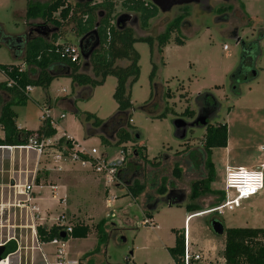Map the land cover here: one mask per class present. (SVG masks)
I'll list each match as a JSON object with an SVG mask.
<instances>
[{"label":"rangeland","instance_id":"rangeland-1","mask_svg":"<svg viewBox=\"0 0 264 264\" xmlns=\"http://www.w3.org/2000/svg\"><path fill=\"white\" fill-rule=\"evenodd\" d=\"M35 1L49 4L53 0ZM69 3L73 4L74 1L70 0ZM25 6L24 0L20 2L0 0V24L6 34L19 35L24 32L26 35L30 28L42 26V21L39 19L30 20L27 25H23L20 19L15 18L14 13L18 7L23 9ZM209 6L211 11L203 10L197 5L177 7L167 15L171 16L170 23L179 13H186V21L190 22L191 28L184 23L178 35L170 36L168 44L163 48L162 58L155 61L157 72L154 83L159 88L153 100L155 105L150 104L148 107L149 113L139 109L148 102L151 94L155 95V89L149 83L152 70L150 49L145 42H136L133 45L139 56V76L129 93L132 105L129 116L130 126L132 130L139 132L141 146L145 148L144 156L148 160L160 161L167 157L159 167L141 163L137 181L145 186V196L148 195L153 200L160 197L159 190L162 185L166 186L167 191L182 192L186 196L183 206L161 205L153 212L151 218H147L143 216L139 202L121 190L126 188V185L119 184L117 180H114L113 184H107L104 182V176L96 175L95 178H99L102 182L99 188L101 191L92 202H87L94 206L95 212L91 213L93 216L85 217L84 213L79 217L74 215V218L83 222L89 221L93 226L99 218L107 215L110 217L109 220L120 224L124 223V217L122 219L118 217L123 213L128 216L127 220L130 224L125 223L122 234L118 235L116 241L108 239L102 260L92 256L86 259L88 261L86 262L80 257V251L89 247L91 242L95 246L94 232L89 238L78 240L77 243L71 240L64 241L65 260H75L80 264H100L101 261L102 264H174L168 255V249L174 246L173 231L181 233L185 226L191 248L203 250L210 259L222 262L225 236L224 234L218 236L212 232L209 226L212 214L193 215L184 225V220L189 214L184 209L185 205L196 203L203 212L212 208L218 198L217 194L205 195L196 202L189 198L190 184L207 173L199 153L203 147L202 138L205 130L191 128L186 139L180 141L176 137L173 123L186 109L195 112L194 99L198 94L213 95L220 104V111L210 123L225 124L228 140L225 148L211 151L209 159L213 164L214 173L211 190L223 191L226 168L264 170L260 166L264 161V153L259 150V147L264 145V0L225 2L213 0ZM227 7H230L231 11L226 10ZM119 13H123V9L117 1L115 15ZM159 18L158 13L147 29V32H150L149 29L156 25L158 29L155 36L150 34L145 35L146 37L155 39L164 32L166 27L157 26ZM70 27H64V32L68 33ZM48 28L50 31L53 30ZM233 29L237 32V38L251 45L252 50L248 51L247 55L242 53L240 44L236 42ZM133 33L135 37L141 35V33ZM261 34L263 39L256 44ZM176 36L183 40L182 46L174 44L173 40ZM66 40L76 45L78 39L68 36ZM223 47L226 49L223 50ZM257 51L260 53L258 57ZM16 63L9 51L0 46V65ZM236 69H239L240 78L236 81L237 88L233 90L234 82L230 78ZM253 71L255 75L252 74ZM5 80V76L0 72V83ZM115 86L116 79L107 77L102 85L92 88L91 95L87 99L77 96L78 92L72 87L68 77L56 78L47 89L31 87L27 92L26 104L13 108L16 113V125L22 129L35 131L40 125L41 116H50L56 129V135L52 139L57 140L66 136L73 139L85 152L95 149L96 156H104L103 159L108 164L115 163L120 158L122 147L130 152L134 148L133 144L127 143L124 146L106 144L104 136L102 134L98 136L100 134H97L94 128L87 129L89 123L82 120V116L86 113L105 122L115 115L117 104L112 98ZM167 91L171 94V99L165 97ZM163 112H167L164 118H155V115ZM61 115L64 116L62 119H60ZM182 119L186 123L193 120L187 117ZM87 131L93 136H88ZM115 131L112 138H107L111 143L115 141ZM52 142L55 147H59L57 141ZM75 164L93 173L89 165L82 166L78 162ZM176 166L181 169L179 178H175L172 174ZM117 185L121 189L116 187ZM75 196L76 194H72L68 203L64 205L59 203V199L57 200L50 210L48 224L55 223V219L61 214L66 216L74 212L78 204V211L86 212L85 206L80 205L83 201ZM107 202H110L111 207H105L104 203ZM70 218L67 216L65 219L70 220ZM145 219L153 220L156 227L144 225ZM219 221L224 230L263 228L264 195L243 202L240 208L233 211L224 212L219 217ZM116 233H121V230H116ZM93 248L87 249L85 253H89ZM43 249L47 254H52L49 258L52 261L54 246L46 244Z\"/></svg>","mask_w":264,"mask_h":264},{"label":"trees","instance_id":"trees-1","mask_svg":"<svg viewBox=\"0 0 264 264\" xmlns=\"http://www.w3.org/2000/svg\"><path fill=\"white\" fill-rule=\"evenodd\" d=\"M117 1H119L123 13L115 15ZM26 2L24 21L27 23L30 20L39 19L42 21V26L52 28L53 33L49 35V39L31 36L23 40L24 35H6L0 24V40H3L0 45L5 47L21 63L20 65H0V72L6 79L5 82L0 83V92L10 98L0 109V130L3 132L0 146H25L27 141L33 136H36L40 140L51 139L56 135V130L51 125L49 117L41 119L40 125L35 131L17 129L15 123L16 115L12 108L26 104V88L40 87L47 89L53 80L60 75L68 73L72 87L80 89L77 96L87 99L91 95L92 88L102 85L105 79L111 76L116 79V86L112 96L117 104L115 115L105 122L92 114L86 113L82 116V120L89 123V128H98L109 124L113 125L114 130H116L115 141L111 143L105 139L106 144L114 146H124L127 143L133 144L132 147L134 148H132L133 150L131 149V153L125 147H122L121 153L123 154V159L120 165L116 167L115 181L117 180L120 182L119 184L126 185V188L122 189L118 186L119 184L116 187L125 190L126 194L139 202L143 216L151 218L153 212L159 206H170L175 203L177 199L169 196L171 191L174 190L167 191L166 186L162 185L159 190L160 197L153 200L150 196H145V186L137 181L141 163L146 166L159 167L161 162L165 161L167 157L160 161H150L144 156L145 148L139 145L140 134L132 130L133 128L128 122L132 110L129 93L131 86L138 80L139 76V56L133 45L136 42H145L149 45L150 62L152 64L149 83L154 87L155 95L151 94L148 102H145L139 110L149 113L148 107L150 104L155 105L153 100L159 88L154 83L157 72L155 61L162 58L163 48L168 44L170 36L173 34L178 35L187 19V14L179 11L181 13L155 39L151 37L138 38L134 36L131 29L120 28L113 23L120 15H135L138 19L139 29L146 31L149 28L150 22L158 16V11L145 0H101L100 2L93 1L92 3L84 4L77 2L70 4L68 0H53L49 4H40L35 0H26ZM225 9L231 11L229 10L230 7ZM99 17L100 21L95 36L90 33L94 29ZM66 26L70 27L68 33H65L63 30ZM233 31V35L237 38L236 30L233 29ZM44 32L46 33L47 31L44 30ZM68 36H72V38H77L78 40L86 36L81 45V51L84 54L88 53L92 41L97 39L99 42L98 47L91 53L87 64L83 68H81V55L79 61L71 62L64 54L65 47L74 45L71 41L66 40ZM262 39L263 34L258 36L256 44L260 43ZM173 41L177 46L184 44L183 40L178 36ZM237 43L240 44L242 53L244 52L246 55L248 51L252 50L250 44H246L240 39ZM154 45H156V48ZM155 52L157 55H155ZM259 55L260 53L258 52L257 57ZM157 56L158 58L156 59ZM120 62L125 65H122ZM238 73L239 69H236L234 74L231 75L230 79L234 84L240 78ZM164 95L167 99H171L172 97L169 91L165 92ZM194 108L195 112L186 109L181 114V117L175 120L185 122L182 118L187 117L193 119L189 123V128H202L205 130L202 138L203 147L199 153L201 154V161L207 173L190 184L189 198L196 202V200L205 195L217 194L218 198L215 205H213L214 207L224 200V195L222 192L212 191L210 188V185L214 181V173L213 164L209 157L213 149L226 147L228 138L227 127L225 124L213 125L210 123V120L216 118L220 111V104L213 95L209 93L198 94L194 99ZM166 113L163 112L155 115V118H164ZM200 118L205 119L204 126L198 124L197 120ZM72 142V139H65L63 137L57 140L58 146L63 145L68 151L72 148ZM82 159L86 158L82 157ZM172 174L175 178H179L181 169L177 166L174 167ZM184 209L189 213L187 217L202 212L200 206L196 203L185 205ZM122 217L126 218V222L128 221L127 215H123L122 213L121 217L118 218L122 219ZM211 220L217 219L212 218ZM110 222L113 227H109L111 226ZM126 222H121L120 224L111 220L99 222L95 226L96 230H98L95 252L105 249L110 237L118 238V235L122 234V229L126 225ZM107 229L108 231H106ZM119 229L121 233H116V230ZM183 231L181 233L173 231L174 246L168 249V255L174 264L178 263V259L183 252ZM36 233L39 241L48 243L52 239L59 238L60 228L58 226H51L49 228L38 227ZM88 233L89 228L87 226H84L82 223H75L72 225V232L67 234L63 241H67L70 238L84 239ZM223 234L225 236L223 258L226 264H264L262 229H225ZM14 248V246H7L4 256L12 253Z\"/></svg>","mask_w":264,"mask_h":264},{"label":"crops","instance_id":"crops-1","mask_svg":"<svg viewBox=\"0 0 264 264\" xmlns=\"http://www.w3.org/2000/svg\"><path fill=\"white\" fill-rule=\"evenodd\" d=\"M68 1L70 2V0ZM24 2L25 4L27 3L26 0H24ZM25 8L22 9L18 7L17 11L14 13L15 18L20 19L23 22V25H27V23H29V21L27 23L24 21ZM44 27L47 28V26ZM47 29L49 30V28ZM51 33H53V30L50 32L47 31L45 37L42 36L40 37L44 39H49L48 37L49 35H51ZM23 34L24 32L19 35H9V34L6 35L22 36ZM31 36L34 37L37 36V34L32 33ZM2 41L3 40H0V43ZM13 59L16 60L14 57ZM16 61H17L16 64H11V65L21 64L20 61L18 60ZM59 77H65V76H59ZM75 90H77V92L80 91L79 88H76ZM9 100L10 98L7 95L0 92V109ZM47 117H49L50 120H52V117L50 116ZM16 127L19 130H26L18 127L17 125ZM53 128L55 129L54 124H53ZM87 129H90L89 126ZM96 132L98 131L96 130ZM97 134L100 133L98 132ZM88 136H93V134L89 133ZM98 136H102V135L100 134ZM2 138H3V132L0 130V139ZM63 138L66 139V136ZM57 140L52 139V141H57ZM139 145L141 146V142H139ZM259 150L264 153V145L260 146ZM56 166L60 168L59 171L54 170V167ZM95 177L96 174L94 172L91 173L89 170L82 169L78 167L74 162L68 161L63 163H54L51 160L50 155L36 156L34 152L21 149L20 146H12V147L0 146V244H3L2 246L5 247V251L7 249V246L9 247L14 246L15 248L13 252L18 251V254L20 256L19 259L20 264H41L42 263L41 254L44 255V257L47 259L48 262H53L54 258L52 259V261L49 260L52 254L51 255L47 254L43 249V247L48 243H42L40 241L41 242L40 252H37L35 250L30 251L29 249H27V247L30 245V236H29L30 230L32 228V230L34 229V231H37L38 227L49 228L51 226H55L56 223H53L51 225L48 224L49 213L51 208L55 206L58 199H59V203L64 205L65 203L66 204L68 203L69 197H71L72 194L74 195L76 194L75 197L83 201L80 205H82V207L85 206L84 211L86 212L80 213L78 211L79 210V204H78L74 208V212L66 216L64 214L61 215L65 216V218L67 216L71 217L70 220H67L71 226L74 225L75 223H82L84 226H87L89 228V233L86 238H89V235L93 232L96 234L95 246L91 242L89 247H86L85 249L80 251V257L86 260L92 256H95L96 258L98 257L100 260H102V257L105 256V249H101L99 252H95V248L97 246V234H98L97 233L98 230H96L95 226L102 220L110 221L109 220L110 217L106 215L104 217L99 218L98 222L95 223L93 226L90 225L91 222L89 221L83 222L74 218V215L79 217V216H83L84 213H85V217L93 216L91 213L94 214L95 212L93 208L94 206H92V203H87V202L90 201L92 202L94 198L98 197L97 195L101 191L99 188L101 187V183H102L99 180V178L97 179ZM28 183H32L33 188L30 193V201L25 202V197L17 196V195L15 196L10 187L13 184L26 185ZM46 190H48V192ZM15 201L20 202L21 206L19 208L13 206V202ZM107 203L110 204V202ZM107 203H104L105 207L107 206ZM71 220H75V221L72 222ZM124 222H126V220ZM127 222L128 224H130L129 221ZM110 224L111 226L109 227H113L111 222ZM106 231H108V229ZM86 238L84 239L70 238L68 240L77 243L78 240H85ZM109 239L116 241L117 237L112 236ZM91 247L93 248V250L90 251L89 253L88 252L85 253V251ZM64 261H68V260H65L64 258ZM69 261H75V260H69ZM86 262L88 261L86 260ZM102 262L103 261H101L100 264H102Z\"/></svg>","mask_w":264,"mask_h":264},{"label":"built area","instance_id":"built-area-1","mask_svg":"<svg viewBox=\"0 0 264 264\" xmlns=\"http://www.w3.org/2000/svg\"><path fill=\"white\" fill-rule=\"evenodd\" d=\"M226 47H223L225 50ZM64 54L70 59L71 62H77L80 60L79 49L76 45H69L64 48ZM30 88H26L27 92ZM45 116H41L43 119ZM47 117V116H46ZM63 118V115L60 116ZM131 123V120L128 121ZM51 125L53 126L52 120ZM66 139H70L66 137ZM58 145V144H57ZM71 150L63 145L55 147L52 139H40L38 140L36 136L31 137L25 146H20L21 149L32 151L36 156L50 155L51 160L54 163L63 162H78L82 166L89 165L91 171L96 175L104 176V182L107 184H113L115 180L116 167L120 165L123 154L120 153V158L117 162L108 164L104 161V156H96V150L91 149L90 152H85L83 148L73 141L71 143ZM85 157L86 159H82ZM261 168L264 169V163H262ZM59 167H54V170L59 171ZM13 194L16 196H24L25 202L30 201V193L33 188L32 183L26 185L13 184L11 187ZM21 189V190H19ZM224 200L209 210L201 212L202 214H212L213 219L219 220V217L223 215L226 211H233L234 209L240 208L243 202L254 199L258 196L264 195V170L256 171L244 169L243 167H238L235 169H225L224 179H223V191ZM14 207H20V202H13ZM107 207H111V204L107 203ZM33 209V207H32ZM198 213V214H201ZM191 217V216H190ZM190 217L185 218L184 225ZM144 225H149L150 227H156L155 223L151 219H145ZM55 226L60 228V233L63 232L65 236L72 232V226L65 219V216L61 215L56 219ZM262 242L264 245V227ZM183 252L178 259L177 264H226L223 258L222 262L219 263L216 260L210 259L203 250L194 249L190 247L189 237L184 226L183 229ZM30 245L27 247L30 251L40 252L41 242L37 236L34 229L30 230ZM49 245L54 246V260L53 262H48L47 259L41 254L42 263L41 264H80L77 261H64V247L65 242L58 238L52 239L48 242ZM3 244H0L2 246ZM26 249V248H24ZM20 256L18 251L12 252L6 256H3L0 260V264H20Z\"/></svg>","mask_w":264,"mask_h":264},{"label":"water","instance_id":"water-1","mask_svg":"<svg viewBox=\"0 0 264 264\" xmlns=\"http://www.w3.org/2000/svg\"><path fill=\"white\" fill-rule=\"evenodd\" d=\"M73 1L80 3V4H84V3H92L94 0H73ZM145 1L157 9L158 13L160 14V18L157 21L163 22V25H165L167 22H169V17H171V16H167V15L170 14V12L172 11L173 8H177V7L180 8V7L188 6V5H197V6L201 7L203 10L211 11L212 9L210 8L209 5H210L211 1L213 2V0H145ZM216 1H220V0H216ZM222 1L225 2L226 0H222ZM125 18H129V20H130L128 28H130L133 32L141 33V35L138 38H145L146 37L145 35L151 34V30H150V32L140 31L139 26H138V19L135 15H128V14L120 15L116 18L115 25L118 26L121 23V21ZM99 21H100V17L97 18V22L95 24V27L90 34H93L96 36V29L99 25ZM123 27H126V25H124ZM152 27H154V26H152ZM44 30L50 31L44 26H36V27L32 28L33 33L37 34V36H42V37L46 36V33L44 32ZM32 32H30V34ZM85 37L86 36L80 38L76 42V45L78 46V49H79L80 55H81V60H82L81 68H83L87 64L89 56L91 55V53L94 51V49L99 44V42L97 40L95 46H93L87 54H84L81 51V43ZM238 40H239V38H237L236 42H238ZM252 74L255 75V72L253 71ZM60 76L68 77L69 74L66 73V74H63ZM234 89H236V86H233V90ZM197 122L200 126L205 125V119L204 118L198 119ZM173 125L175 127V131H176L175 134H176L177 139L180 141L185 140L187 133L189 131L188 129L190 127L189 123H186L183 121H174ZM185 200H186V197L184 196L170 206L181 207V206H183ZM209 226H210V228L214 234H216L218 236L223 235L224 229H223V226L220 223V221L210 220ZM58 237L63 240V239H65V234L63 232H61ZM4 254H5V247L0 246V260L2 259Z\"/></svg>","mask_w":264,"mask_h":264},{"label":"flooded vegetation","instance_id":"flooded-vegetation-1","mask_svg":"<svg viewBox=\"0 0 264 264\" xmlns=\"http://www.w3.org/2000/svg\"><path fill=\"white\" fill-rule=\"evenodd\" d=\"M227 1V0H226ZM208 8V7H207ZM206 8V9H207ZM176 18V17H175ZM229 18V17H228ZM229 20H230V18H229ZM115 22H116V19L114 20V25H115ZM129 23H130V20H129V18H125V19H123L122 21H121V23L117 26V27H120V28H128V26H129ZM185 23L186 24H188V26L191 28V24H190V22L187 20V21H185ZM169 24V22H167L165 25H163V22H157V26H163V27H166L167 25ZM124 25H126V27H123ZM116 26V25H115ZM130 29V28H129ZM157 29L158 28H156L155 26L154 27H152V28H150L149 30H151V34H153V36H155V34H156V31H157ZM164 30H165V28H164ZM148 30H146V31H144V32H147ZM30 32H32V28H30L29 30H28V32L26 33V35L24 34V39L23 40H25V39H28V38H30L31 37V34L33 33H31L30 34ZM237 33V32H236ZM96 42H97V39L96 40H94V41H92L90 44H91V46H90V48H89V50L93 47V46H95V44H96ZM81 45H82V43H81ZM77 46V45H76ZM78 47V46H77ZM97 47H98V45H97ZM96 47V48H97ZM95 48V49H96ZM94 49V50H95ZM89 52V51H88ZM81 62H82V60H81ZM237 83V82H236ZM237 85L238 84H234V86H236V88H237ZM195 118H196V116H195ZM95 130H97L100 134H102L103 136H104V138L106 139V140H108V139H110V138H112V136H113V134H114V128H113V125H111V124H109V125H102V126H100V127H98V128H94ZM191 128H189L188 130H190ZM108 138V139H107ZM171 191V190H170ZM171 198H176L177 199V201L180 199V198H182V197H184L185 195L184 194H182L181 192H178V191H171V193H170V195H169ZM186 197V196H185ZM176 201V202H177Z\"/></svg>","mask_w":264,"mask_h":264},{"label":"bare ground","instance_id":"bare-ground-1","mask_svg":"<svg viewBox=\"0 0 264 264\" xmlns=\"http://www.w3.org/2000/svg\"><path fill=\"white\" fill-rule=\"evenodd\" d=\"M202 214V213H201Z\"/></svg>","mask_w":264,"mask_h":264}]
</instances>
